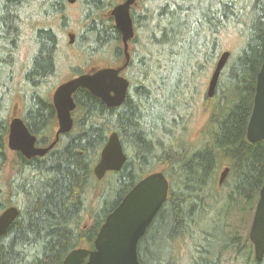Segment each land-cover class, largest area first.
Returning <instances> with one entry per match:
<instances>
[{
    "label": "trees",
    "instance_id": "1",
    "mask_svg": "<svg viewBox=\"0 0 264 264\" xmlns=\"http://www.w3.org/2000/svg\"><path fill=\"white\" fill-rule=\"evenodd\" d=\"M31 1L0 0V211L11 205L20 210L18 219L0 238V264H63L72 249L93 248L106 216L141 178L153 171L155 160L168 166L164 171L171 187L166 203L140 239L138 253L143 264H147L145 257L157 264L167 248L171 252L177 249V258L181 255L182 247L172 248L169 243L163 247L158 243V228L168 224L165 208L171 212L169 232L182 237L184 245L186 239L192 238L194 226L205 217L218 215L222 203L219 193L224 190L228 192L224 204L230 213L226 223L229 234L215 250L206 249L205 256L201 255L203 243L191 239L195 252L191 264H264V259L256 261L249 238L250 221L264 182V141L251 143L246 135L256 77L264 61V0H218L207 17H195L191 13L196 0H157L150 9L137 11L134 21L138 15L145 16L150 31L142 38L136 32L133 40L127 71L130 89L124 103L117 108L108 107L89 90L80 88L74 95L77 108L73 112V130L62 135L46 155L27 159L8 147L10 120L2 114L6 102L15 95L23 96L22 118L37 136V145L48 146L57 121L51 92L59 77L58 68L64 59L73 63L72 54L59 42L49 22V26L37 23L33 27L37 32L33 31L30 43L31 58L18 78L22 69L18 66V53L26 23L22 12ZM56 1L52 4V0H45L42 5L53 7L54 11L45 10L44 15L64 19L62 8L57 9L63 0ZM149 1L141 0V3L147 6ZM117 2H82L80 39L70 47L79 45L80 54H85L87 60L98 57L104 65L112 66L124 57L113 19L104 13ZM195 24L199 27L195 65H189L190 75L177 78L173 90L166 93L156 78L160 71L169 70L171 58H161L159 64L151 53H145L143 43H169L172 48V43L177 45L180 37L193 33ZM229 24L241 26L242 50L237 56L231 55L215 95L205 101L207 121L194 138L185 124L187 115L179 111L189 108L197 96L199 85L194 81L205 68L214 65L220 50L216 38ZM136 65H140L141 71L132 74ZM168 74L160 80H169ZM180 94L181 99L171 102V98ZM178 125H183L182 131L176 130ZM112 131L118 132L127 161L121 170L109 172L101 180L109 175L114 177L113 184L105 189L93 183V167ZM9 152L14 158H10ZM225 164L230 172L220 189L216 176ZM5 166L10 173L6 183ZM109 195H113L114 202L108 201ZM87 219L92 222L86 224Z\"/></svg>",
    "mask_w": 264,
    "mask_h": 264
},
{
    "label": "water",
    "instance_id": "2",
    "mask_svg": "<svg viewBox=\"0 0 264 264\" xmlns=\"http://www.w3.org/2000/svg\"><path fill=\"white\" fill-rule=\"evenodd\" d=\"M74 3L76 0H67ZM137 0H124L114 6L108 14L115 20L121 33L124 51L123 64L118 67H94L80 75L60 83L52 94L56 110L58 129L54 140L46 147L37 146V136L23 120L18 109H14L9 122L8 147L19 151L27 159L46 155L60 140L62 134L74 127L73 111L77 107L74 94L80 89L89 90L108 107H120L127 98L130 81L120 73L130 61V41L135 37L131 8ZM76 35L69 33V43L75 42ZM231 52L223 51L216 62L209 81L207 96L213 97L222 70ZM247 139L251 143L264 141V61L256 77L253 109L247 126ZM127 161L118 132L112 131L101 150L100 158L93 168L95 177L103 179L109 171H119ZM230 172L227 166L221 172L219 184H223ZM170 194V182L163 170H156L136 183L124 196L118 206L105 218L95 240L94 248L72 249L63 264H143L139 259L138 245L154 218ZM20 210L11 205L0 213V238L18 218ZM249 238L254 245L256 261L264 259V182L260 189L252 219Z\"/></svg>",
    "mask_w": 264,
    "mask_h": 264
},
{
    "label": "rangeland",
    "instance_id": "3",
    "mask_svg": "<svg viewBox=\"0 0 264 264\" xmlns=\"http://www.w3.org/2000/svg\"><path fill=\"white\" fill-rule=\"evenodd\" d=\"M61 1V0H60ZM84 0H77L76 3H69L67 0H63L60 2V5L57 6V9H61V11L64 12L66 17L62 19V17H56V15L51 16V15H44L45 10H48L49 13L54 11L53 7H49V5L45 4L42 5L45 0H32L31 3L28 5V8L24 9L22 14L26 19V23L23 29V38H22V45L21 49L19 50V69L20 72L18 73V78H21L22 71L25 69L27 66H25V62L29 63V60L31 58L30 54V43L31 41L33 42L32 34L34 32H37L35 29H33L34 25L37 23L45 24V25H50L56 34L57 39L65 48H67L68 52L72 54L71 59H73V63L69 64L66 62V60L62 61L59 65L58 68V79L55 81V88L58 86L63 80L66 78L71 77L74 73L77 71H84L85 69H89L93 66H100L104 64V62H101L98 57H93L87 60V57L85 54L79 52V45L77 47H70L69 43V32L75 33L76 34V39H80V31L82 30L83 27V2ZM157 0H150L147 3V6H143L140 0L141 4V11L144 10V8H151L155 5ZM218 0H196V5L194 11H191L192 14H194L195 17L198 16H204L207 17L209 12L214 8V6L217 4ZM57 3L56 0H52V4ZM118 3V2H117ZM111 9V8H110ZM109 9H106L104 13H107ZM60 13V12H56ZM55 14V13H53ZM191 14V15H192ZM137 21H134V26L135 30L137 33H139L142 37H146V33L150 31L149 24L146 21L145 16L138 15L137 16ZM47 22H49L47 24ZM48 25V26H49ZM85 25V24H84ZM241 26L238 25L232 26L231 24L227 25L225 28L221 30V32L218 35L217 41L220 47L219 50V55L217 59L214 62V65L210 68H205L202 71V75L198 78V80L194 81L197 85H199L198 88V93L197 96L192 100L189 108L183 107L179 113L182 115H187V119L185 120V124H188L189 130L192 132V135L194 138L198 136V133L201 131L203 125L207 121V114L205 113V101L207 100V89L209 85V81L211 79L213 70L215 68L216 61L218 60L219 56L223 51H230L231 55L237 56L238 53L241 52L242 50V38H241ZM35 30V31H34ZM34 31V32H33ZM199 33V27L195 24L193 33L189 36H182L180 37L179 42L177 45H174L172 43V48L169 43H166L164 45H155L151 42H146L143 43L144 45V51L145 53H151L155 58L158 59L159 64H162V59L163 60H168L171 58L170 65H169V70H164L159 72L158 68V76L156 78L157 82L160 83V85H163L165 89L167 90L166 93L171 92L173 90L175 84L177 83V78H182L185 79L187 78L190 74H188L187 69L189 68V65H195L193 60L195 58V47L198 39V34ZM163 37H161L162 39ZM166 39V37H164ZM145 40V38H144ZM142 41V40H141ZM122 44V40H121ZM172 50V53L170 51ZM137 58V56H136ZM162 58V59H161ZM87 61H91L90 63H87ZM181 62V63H180ZM73 65V68L71 69L70 66ZM132 74L138 73L141 71L140 65H136L132 70ZM169 72V74H168ZM165 73L171 76L169 80H160L161 76H164ZM128 76V75H127ZM54 83V82H53ZM179 83L182 84V82L179 81ZM55 88L52 90V94L55 90ZM133 87H131L132 89ZM164 91V90H163ZM52 96V95H51ZM23 96L18 95L15 97L10 98V101L8 100L6 102V109L2 112L3 116L6 118L12 117V113L14 109H18L20 112L21 116L23 113ZM181 99L182 96L181 94L176 97V98H171V102H176L177 99ZM162 110V109H161ZM10 122V121H9ZM55 125L53 126V135L55 131L58 128V123H54ZM183 125H178L176 126L177 131H182ZM10 158H14V154L12 152H9ZM10 163H12L10 161ZM160 164L159 161H154V164H152V167L154 168L153 171L155 170H161L164 169L166 170L168 168L167 165H157ZM226 167V164L221 167L217 173L216 180L218 187L221 189L223 187V184H219V178L221 175V172L224 170ZM9 169H6V172L4 173V182L6 183V178L9 176ZM113 179L114 177L112 175H109L104 181L98 180L97 178H93V182L96 185H99L100 188H105L109 189L110 186L113 184ZM169 179V178H168ZM170 180V179H169ZM225 182V181H224ZM223 182V183H224ZM171 185V182H170ZM227 190L222 191V193H219L220 197L222 198V203L219 207V212L216 217L210 218V217H205V214H198V217L204 218L203 221L197 225L194 226V230L192 233H190V236L192 238H188L185 240L184 245L183 242L181 241L182 237H180L178 234H173L172 232H169V223L171 220L170 216V208H165V218L168 219V224L162 226V228H158V243L162 245L163 247L166 246L168 243L172 245V248H176L180 246V253L181 255L177 258V249L173 250L171 252L170 249H163L162 252V258L161 260L158 261L157 264H179L178 261H180V264H191L193 256L195 254L194 249H193V242H201L203 243L204 250L201 251V255L205 256L206 254V249L208 251L210 250H215V247H218L224 239L229 234V231L226 229V223L228 222V217L230 213H228V205L224 204L227 203L226 200V192ZM89 197L92 199L94 198V193L91 191L89 194ZM108 201L114 202V197L113 195H109L107 198ZM210 204H212L211 200H208ZM99 205V203H98ZM99 207V206H97ZM254 214V213H253ZM253 218V217H252ZM252 218L250 221V226L252 222ZM92 220H86V224H90ZM158 227L160 226L159 224L157 225ZM250 230V227H249ZM151 238H154L152 236ZM192 239V240H191ZM206 240V242L204 241ZM212 248V249H211ZM159 254V252H158ZM183 255V257H182ZM204 258V257H203ZM147 264H156L154 263L155 261L151 260L150 258L147 259L146 257L144 258ZM182 259V261H181ZM203 260V259H202Z\"/></svg>",
    "mask_w": 264,
    "mask_h": 264
},
{
    "label": "flooded vegetation",
    "instance_id": "4",
    "mask_svg": "<svg viewBox=\"0 0 264 264\" xmlns=\"http://www.w3.org/2000/svg\"><path fill=\"white\" fill-rule=\"evenodd\" d=\"M77 1V0H76ZM76 1L74 2V3H76ZM122 2H124V0H118V3L117 4H119V3H122ZM73 4V3H72ZM142 7H141V4H140V0H137V2H136V4L131 8V16H132V19H133V23H134V14H136V12L137 11H141L140 9H141ZM107 16L108 17H110V18H112L113 19V24H114V26H115V30L117 31V34L121 37V33H120V31L117 29V27H116V25H115V20H114V18L111 16V15H109L108 13H107ZM69 33H72V32H69ZM75 34V33H74ZM135 34H136V31H135ZM76 35V34H75ZM136 36V35H135ZM122 39V38H121ZM75 40L77 41V39H76V37H75ZM134 40V39H133ZM133 40H131L130 41V51H131V54H132V52H133V49H134V45H133ZM75 41V42H76ZM75 44V43H74ZM123 60H124V57L122 58V60H121V62L119 63V64H116V65H112L113 67H118V66H120V65H122V63H123ZM102 66H106V65H104V64H102V65H100V66H93V67H91V68H94V67H102ZM91 68H89V69H85L84 70V72H86L87 70H90ZM127 71H128V68H126L125 70H123L120 74L122 75V76H124V77H126V78H128V76H127ZM79 75V74H78ZM72 76H75V75H72ZM71 76V77H72ZM70 78V77H69ZM66 79H68V78H66ZM65 79V80H66ZM64 81V80H63ZM129 89H130V87H129ZM11 151V150H10ZM12 152H15V151H12ZM19 152V151H18ZM23 155V154H22ZM26 158V157H25ZM8 167H4V169H3V174L6 172V169H7ZM9 169V168H8ZM7 208V207H6ZM5 208V209H6ZM4 210V209H3ZM2 210V211H3ZM2 211H0V213L2 212ZM150 227V226H149ZM149 229V228H148ZM148 229H147V231H146V233H145V235L147 234V232H148Z\"/></svg>",
    "mask_w": 264,
    "mask_h": 264
},
{
    "label": "bare ground",
    "instance_id": "5",
    "mask_svg": "<svg viewBox=\"0 0 264 264\" xmlns=\"http://www.w3.org/2000/svg\"><path fill=\"white\" fill-rule=\"evenodd\" d=\"M23 1V0H22ZM163 2V1H162ZM165 2V1H164ZM186 6V5H185ZM246 25V24H245ZM45 40V39H44ZM52 42V41H51ZM181 63V62H180ZM47 79V78H46ZM28 82V81H27ZM31 84V83H30ZM36 87V86H35ZM48 116V115H47ZM159 145V144H158ZM162 148V147H161ZM29 165V164H28ZM31 167V166H30ZM34 177V176H33ZM37 179V178H36ZM21 181V180H20ZM92 182V181H91ZM94 183V182H93ZM90 184V183H89ZM13 186V185H12ZM16 186V185H15ZM89 186V185H88ZM88 188V187H87ZM25 189V188H24ZM33 190V189H32ZM15 191V190H14ZM19 193V192H18ZM40 194V193H39ZM88 195V194H87ZM37 195H35V197H36ZM42 196V195H41ZM87 199V198H86ZM89 199V198H88ZM92 201V200H91ZM90 201V202H91ZM89 202V203H90ZM93 202V201H92ZM86 204V203H85ZM84 204V205H85ZM30 205V204H29ZM34 205V204H33ZM90 207H91V205H90ZM87 208V207H86ZM87 210V209H86ZM25 211V210H24ZM24 214V213H23ZM18 219V218H17ZM23 219V218H22ZM21 222V221H20ZM190 226V225H189ZM184 229H186V228H184ZM187 229H189V228H187ZM5 238V237H4ZM9 239V238H8ZM4 241V240H3ZM21 248V247H20Z\"/></svg>",
    "mask_w": 264,
    "mask_h": 264
}]
</instances>
